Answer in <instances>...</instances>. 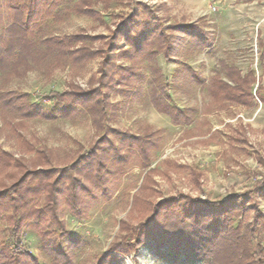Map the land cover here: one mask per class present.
I'll use <instances>...</instances> for the list:
<instances>
[{"label":"rangeland","instance_id":"374dc122","mask_svg":"<svg viewBox=\"0 0 264 264\" xmlns=\"http://www.w3.org/2000/svg\"><path fill=\"white\" fill-rule=\"evenodd\" d=\"M76 1L57 0L56 6L31 25L34 38L39 41L51 35L85 33L97 39L79 41L76 45L98 49L107 47L108 39L115 36L116 42L126 49L131 45L123 33L126 27L122 21L140 12L145 3L157 10L164 25L180 26L179 29L168 27L174 41L170 57L166 58L162 52L154 57L142 54L133 62L120 56L118 63L136 64L141 77L128 86L118 85L111 94L107 118L101 123H96L94 115L82 106L70 116L59 114L64 102L53 94L73 83L88 87L98 73L101 56L77 64L56 51L46 54L44 45L40 44L42 49L19 72L7 74L0 70V92L13 90L26 94L30 102L53 113L51 118L23 117L0 101V189L16 181L27 169L55 167L58 168L52 176L55 178L62 168L89 150L104 135L107 126L141 136L153 132L152 162L144 167L143 155L136 148L126 172L108 183V194L91 182L90 191L77 188L73 198L67 192L61 194L57 220L46 209L48 192L41 187L38 194H29L25 204L27 209H43L46 219L29 218L21 228L20 239H16L12 209L3 211L0 249L15 255L19 242L29 254L22 257V262H29L31 255L43 264H57V255L50 247L57 241L69 253L72 264H97L102 254L110 252L113 243L126 236L134 240L133 230L153 216L159 202L180 193L210 201H222L231 194H256L257 206L264 214V195L254 192L264 178V102L256 95V91L264 95L263 79L261 87L259 80L254 85V107L213 102L208 89L209 80L216 73L234 84L229 68L239 71L240 67L253 68L257 76L261 74L263 49L257 35L249 47L242 49L241 55L247 58L236 63L239 54L223 51L219 45L217 11L213 8L209 11L213 0L206 3L204 14L195 9L189 11L182 0H94L91 6L95 13L87 14L73 10ZM0 9L3 30L13 15L6 0H0ZM137 17L135 26L145 18L138 14ZM190 24L203 29L207 38L196 30H185ZM133 26L130 25L132 29ZM151 41L153 51L156 43ZM224 59H229L230 64L222 62ZM189 66L202 73L207 83L195 80ZM156 92L179 109L193 108L191 123L177 124L161 113L153 103ZM32 144L48 153L29 150ZM3 151L20 158L23 168L5 165L7 155ZM63 176L61 186L68 181V175ZM39 181L35 179L31 183L40 185ZM254 215V209L246 208L244 216L236 218L234 225L253 220ZM44 234L48 236L46 241ZM253 241L258 243L259 237L255 235ZM119 259L117 264H210L190 256L185 248L172 250L154 240Z\"/></svg>","mask_w":264,"mask_h":264},{"label":"trees","instance_id":"16d2710c","mask_svg":"<svg viewBox=\"0 0 264 264\" xmlns=\"http://www.w3.org/2000/svg\"><path fill=\"white\" fill-rule=\"evenodd\" d=\"M6 2L13 19L3 30L0 26V70L6 71L7 74L19 72L20 67L27 64L30 57L38 54L42 49L40 44L44 45L46 54L56 51L64 57L71 58L77 64H85L101 56L98 73L92 77L88 87L73 83L62 92H53L59 101L64 102L58 110L59 114L70 116L78 106H82L94 115L96 123H101L107 118L111 94L118 85L128 86L141 77L136 64L124 65L118 63V58L126 57L134 62L142 54H151L154 57L159 52L169 58L174 41L168 27L180 28L177 25H164L157 10L142 3V9L137 13L145 16L142 22L135 26L138 22L137 14L122 21V25L126 27L123 33L131 45L129 48H122L116 42L115 36L108 39L107 47L96 49L84 44L77 46L76 43L79 41L97 39V36H89L85 33L51 35L38 41L33 36L31 25L51 7L56 6L57 0H6ZM93 2L94 0H77L72 8L77 12L94 14L91 6ZM2 19L3 13L0 9V21ZM130 25H134L133 29ZM184 28L188 31L196 30L203 38H207L205 31L193 24ZM151 39L156 43V49L153 51L150 50ZM188 69L191 76L199 83H207L208 80L202 73L190 66ZM228 73L234 84L224 80L218 73L211 76L208 89L213 102L254 107L256 95L264 102V95L257 91L256 95L254 93V85L259 80L261 87L262 77L256 76L253 70L242 76L239 70L229 68ZM27 97L26 94L13 90L0 92L2 104L15 109L23 117H53L52 112L30 102ZM153 103L161 113L169 115L177 124H189L193 119V108L179 109L157 92L153 96ZM152 136L153 132L141 136L107 126L104 135L98 138L89 150L80 154L75 162L62 168L63 170L55 178L52 176L54 172H58V168L37 167L27 169L16 181L0 189V214L12 209L15 237L20 239V231L26 220L31 217L44 220L47 217L43 209L33 207L27 209L25 204L29 194H38L41 192V187L47 189L46 209L53 212L56 220L59 210L58 199L61 194L67 192L73 198V192L77 188L81 191H90L88 185L90 182L101 187L108 194V183L126 172L136 148L143 155L142 165L144 167L151 165ZM30 146L29 150L48 153V150L43 148L36 149L34 144ZM3 153L7 155L4 160L5 165L23 168L24 164L20 158L16 159L12 152L3 151ZM47 161L49 162V159ZM151 171L153 170L148 173ZM63 174L68 175V181L62 182L61 186L60 180L65 177ZM35 179H39L41 184L31 183ZM254 192L264 195V178L257 184ZM256 196V194L248 196L247 193H238L231 194L222 201H210L186 193L172 195L157 204L153 216L137 225L133 230L134 240L131 236H126L113 243L110 252L102 254L97 264H117L120 261L119 257L136 252L141 245L151 240L172 250L185 248L190 256L205 259L210 264H264V214L257 206ZM74 201V205L78 207L77 200ZM249 207L255 210L253 220L240 221L234 225L235 219L243 217L246 208ZM167 211L168 214L165 215ZM161 224L163 227H159ZM159 228L164 230L161 231ZM255 235L259 237V242L256 244L253 241ZM43 238L46 241L48 236L44 234ZM53 244L54 246L50 247L54 250V255L58 256H56L57 264H72L67 250L57 241ZM16 248L18 252L15 255L0 249V264H43L37 257L31 255L29 262L28 260L22 262V257L28 253L22 250L23 244L19 242Z\"/></svg>","mask_w":264,"mask_h":264},{"label":"crops","instance_id":"0c3cea01","mask_svg":"<svg viewBox=\"0 0 264 264\" xmlns=\"http://www.w3.org/2000/svg\"><path fill=\"white\" fill-rule=\"evenodd\" d=\"M210 2L211 0H182L185 8L189 11L195 9L199 14L207 11L205 5ZM213 6H216L215 11H217L215 22L219 45L223 51L239 54L236 63L241 62L242 58H247L241 55L242 49L251 45L255 35L259 38L263 49V69L258 77H262L264 84V0H213V4H209V11ZM222 62L230 64L229 59H224ZM240 69L242 76L253 70V68L243 70L241 67Z\"/></svg>","mask_w":264,"mask_h":264},{"label":"built area","instance_id":"2783aa9c","mask_svg":"<svg viewBox=\"0 0 264 264\" xmlns=\"http://www.w3.org/2000/svg\"><path fill=\"white\" fill-rule=\"evenodd\" d=\"M212 8H213V10H216V6H213ZM259 101H260V99H259ZM260 102H261V101H260Z\"/></svg>","mask_w":264,"mask_h":264}]
</instances>
